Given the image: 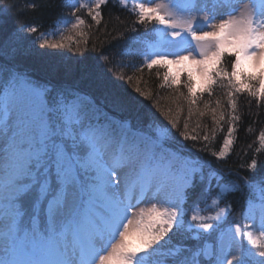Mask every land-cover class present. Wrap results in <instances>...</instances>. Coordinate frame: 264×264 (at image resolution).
Here are the masks:
<instances>
[{"label":"snow or ice","instance_id":"obj_1","mask_svg":"<svg viewBox=\"0 0 264 264\" xmlns=\"http://www.w3.org/2000/svg\"><path fill=\"white\" fill-rule=\"evenodd\" d=\"M117 2L127 8V0ZM107 3L72 0L67 5L72 12L59 21L70 24L71 34L49 40L45 37L60 30L41 33L40 47L83 53L89 41L84 29L92 25L78 13L86 10L99 26ZM130 11L134 25H153L152 38L139 50L143 62L131 66L141 72L155 68L158 87L170 90L175 105L165 110L155 102L167 123L160 121L154 133L102 120L79 92L53 90L26 73L0 66V264H148L153 256L161 259L152 264H165V256L174 257L173 264H264V175L255 183L237 176L244 186L262 193L258 204L247 200L241 213L250 223L228 222L231 203L220 207L230 193L243 190L237 181L222 182V170L211 171L215 190L209 180L200 194L204 208L194 203L189 217L190 190L211 163L168 146L177 130L182 141H191L193 148L201 144L197 151L217 161L233 152L241 121L239 98L246 93L257 105L264 102V0H134ZM22 27L28 33L39 31L34 24ZM101 59L111 63L113 58ZM45 71L87 80L108 92L116 105L130 103L93 63L53 59ZM218 88L222 95H217ZM135 91L145 98L152 95L139 87ZM193 117L196 126L189 130ZM205 117L211 127L202 125ZM225 125L214 150L211 145ZM257 141L259 153L264 130ZM246 167L256 169L255 156ZM146 202L148 207H140ZM209 207L216 209L214 214L202 215ZM185 231L204 240L203 246L162 251V242ZM213 234L215 246L207 242ZM182 251L188 254L180 255Z\"/></svg>","mask_w":264,"mask_h":264},{"label":"trees","instance_id":"obj_2","mask_svg":"<svg viewBox=\"0 0 264 264\" xmlns=\"http://www.w3.org/2000/svg\"><path fill=\"white\" fill-rule=\"evenodd\" d=\"M70 2L72 0H0V66L26 73L30 79L46 84L53 90L66 88L79 92L81 96L86 97L85 103L90 108L95 107L99 110L102 120L107 118L114 125L126 123L132 130L154 133L155 127L160 121L167 123L160 115V111L155 107V102L159 100L161 107L165 110L169 106L175 109V105L171 103L170 90L158 87L160 80L156 76L155 68L151 72L144 68L141 72L136 71L131 66L133 64L138 66L143 62L142 56L139 55V50L143 48L145 39L152 38L150 29L153 25L133 24L136 17L130 11L132 1L128 0L127 8H125L117 0H108L107 5L101 10L103 19L99 26H96L91 21L86 14V10H81L78 13L84 16L86 25H92L91 30L88 28L84 29L89 33L86 51L78 53L68 48H41V41L37 39L41 33L52 32L54 28L59 29L60 32L58 34L45 37L49 40H60L62 36L71 34L69 31L70 24L65 25L59 22L61 18L68 16L72 12L73 9L67 6ZM32 4H35L36 7H32ZM12 5H15V7H11ZM33 24L39 29L37 33H28L26 28L22 27ZM133 27L136 28V31L131 30ZM94 43L95 49H93ZM73 48H75V45H73ZM54 53L62 55L54 57L52 55ZM102 55H108L113 58L112 62L109 63L102 60ZM53 59L72 60V62L79 59L82 63L97 65L100 72L104 73L111 81H115V91L122 94L130 103L124 106L116 105L108 92L97 90L87 80L50 74L45 71V66ZM120 61L127 66L121 67L118 63ZM121 75H123L124 79H117ZM129 75L133 76L131 82L127 80ZM137 87L150 92L152 94L151 97L145 98L137 93L135 91ZM216 92L218 96L222 95L223 89L218 88ZM215 98L213 97V99ZM204 99H208L207 95L204 96ZM237 114L241 116V121L238 122L233 152L226 160L217 161L208 152L197 151L201 144L198 143L193 148L191 141H182V138H179L178 131L173 130L175 139L169 142V147L174 151L181 152L183 155H191L192 158L199 157L211 163V169H205L202 180L197 174L194 188L190 190L192 195L186 204V208L189 209V217L194 203H199L200 207L204 208L206 201L201 198L200 194L208 186L209 180H211L215 190L216 177L211 176L212 170H222L224 172V180L222 182L237 181V176H240L246 177L247 180L255 183L264 175V150L259 153L256 152V148L259 147L257 136L260 130H264V102L257 105L255 99L245 93L238 100ZM182 123L183 121H181ZM201 123L211 127L209 117L203 118ZM195 126L196 118L193 117L189 130L195 128ZM226 130V125L224 132L218 130L216 140L211 145L214 150L219 149ZM197 132L203 135L202 129H197ZM253 156L257 159V167L255 170H249L246 165L250 163ZM242 165L244 167H241ZM175 166L179 168L180 163L176 162ZM229 170H231L232 175H228ZM237 182L241 183L243 190L230 193L226 201L220 203V207H223L225 203H231L232 213L227 218L228 222H239L243 225L250 223L241 215L246 209L247 200L251 199L258 204L262 193L255 187L249 188L244 186L242 182ZM207 203L210 204V200ZM215 211V208L209 207L206 211H202L201 214H214ZM258 214L257 212L256 219ZM192 235L194 234L186 231L182 234L172 235L171 240H168L167 243L162 242V251L167 252L177 246L191 248L193 251L197 247H202L205 241L194 240L191 238ZM207 242L215 246V234ZM244 247H248L246 241ZM259 250L258 248L256 249V251ZM186 254L188 253L182 251L180 255ZM233 254H237L235 250H233ZM157 259H161V257H150L148 264H152ZM163 259L165 264H173L174 257L165 256ZM201 260L203 261L204 258L201 257Z\"/></svg>","mask_w":264,"mask_h":264},{"label":"rangeland","instance_id":"obj_3","mask_svg":"<svg viewBox=\"0 0 264 264\" xmlns=\"http://www.w3.org/2000/svg\"><path fill=\"white\" fill-rule=\"evenodd\" d=\"M155 2L161 3V2H166V0H155ZM247 2H248V0H245V3H247ZM226 63H227V61H226ZM148 206H149V204L147 202L140 205V207H148Z\"/></svg>","mask_w":264,"mask_h":264}]
</instances>
